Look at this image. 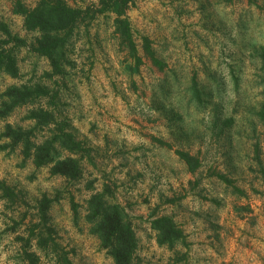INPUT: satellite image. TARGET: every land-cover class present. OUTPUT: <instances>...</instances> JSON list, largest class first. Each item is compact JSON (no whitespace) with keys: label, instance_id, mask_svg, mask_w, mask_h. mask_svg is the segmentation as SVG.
<instances>
[{"label":"rangeland","instance_id":"obj_1","mask_svg":"<svg viewBox=\"0 0 264 264\" xmlns=\"http://www.w3.org/2000/svg\"><path fill=\"white\" fill-rule=\"evenodd\" d=\"M38 1L0 0V39L20 70L17 77L0 70V104L14 84L39 83L51 94L0 117V264H61L54 241L74 264H115L86 219L89 198L105 189L136 229L133 264H264V0H132L139 65L115 30L114 12H97L100 0H65L92 15L78 24L66 73L57 75L33 49L38 33L16 12L18 2ZM144 37L162 68L146 54ZM40 105L69 119L90 146V157L79 155L80 178L37 167L22 144L2 136L10 123L32 130L35 143L50 137L54 124L28 118ZM177 150L199 158L196 171ZM165 214L187 245L158 243L151 222ZM41 234L47 248L38 245Z\"/></svg>","mask_w":264,"mask_h":264},{"label":"trees","instance_id":"obj_2","mask_svg":"<svg viewBox=\"0 0 264 264\" xmlns=\"http://www.w3.org/2000/svg\"><path fill=\"white\" fill-rule=\"evenodd\" d=\"M131 1L100 0L101 7L96 11L104 13L111 11L116 14L115 30L120 34L123 46L128 49L130 56L139 65L142 62V56L127 15ZM91 11L90 7L86 9L73 7L65 0H39L32 8L18 2L16 12L24 16L25 28L38 33L33 49L49 59L52 67L50 75L66 73L67 47L78 24L91 16ZM2 29L10 35L6 25ZM15 40L25 44V41L18 37ZM5 42L7 41L0 39V70L17 77L20 72L17 55L5 46ZM143 45L146 54L154 64L162 68L163 62L156 56L148 37H144ZM195 87H197L196 83ZM198 93L196 90V94ZM50 95V89L39 83L11 85L1 95L0 117H6L16 108L28 103H37L41 98ZM260 115L264 117V112L262 111ZM28 118L36 119L42 125L54 124L50 137L48 136L41 143H35L31 140L32 130H24L10 123L6 125L2 136L11 140V146L22 144L25 158L33 157L37 167L50 166V171L54 175L73 180L80 178L83 165L79 155L90 157L92 150L85 141L77 138L75 131L70 127L69 119L65 117L62 119L59 117V119L52 110L41 105L33 108ZM62 150L70 154L62 158L60 156ZM177 153L186 162L190 171H196L200 166L198 157L182 150H177ZM50 202L52 200L42 203V212L47 210ZM86 219L91 224L92 233L98 236L101 247L113 258L115 264H133L138 249L136 229L125 206L115 200L112 192L105 189L91 195L88 200ZM151 225L156 231V238L161 246H167L173 250L180 243L187 245L185 231L171 215L157 216L152 220ZM37 238L40 247H48L49 237L41 234ZM58 246V243L54 241V251L61 264H74L69 251H58ZM26 254L33 261L34 254L28 251Z\"/></svg>","mask_w":264,"mask_h":264}]
</instances>
